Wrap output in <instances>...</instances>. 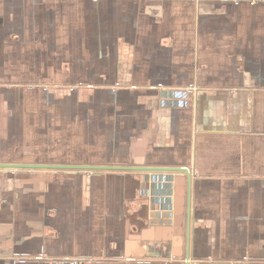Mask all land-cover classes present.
Instances as JSON below:
<instances>
[{"label":"crops","instance_id":"1","mask_svg":"<svg viewBox=\"0 0 264 264\" xmlns=\"http://www.w3.org/2000/svg\"><path fill=\"white\" fill-rule=\"evenodd\" d=\"M0 264H264V0H0Z\"/></svg>","mask_w":264,"mask_h":264},{"label":"water","instance_id":"2","mask_svg":"<svg viewBox=\"0 0 264 264\" xmlns=\"http://www.w3.org/2000/svg\"><path fill=\"white\" fill-rule=\"evenodd\" d=\"M98 169H100V170H101V169L109 170V169H112V168L100 167V168H98ZM114 169H117V168H114ZM114 169H112V170H114ZM118 169H122V170L124 169L125 171H126V170H129V169H130V170L132 169V170L138 171V170H145L146 168H118ZM182 171H185V172L187 173V170H182Z\"/></svg>","mask_w":264,"mask_h":264}]
</instances>
